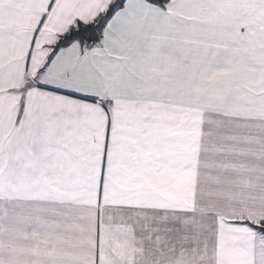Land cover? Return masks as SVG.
<instances>
[{
	"label": "snow or ice",
	"instance_id": "1",
	"mask_svg": "<svg viewBox=\"0 0 264 264\" xmlns=\"http://www.w3.org/2000/svg\"><path fill=\"white\" fill-rule=\"evenodd\" d=\"M0 264H264V0H0Z\"/></svg>",
	"mask_w": 264,
	"mask_h": 264
}]
</instances>
